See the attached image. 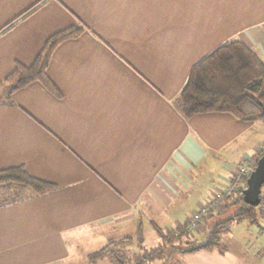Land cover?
I'll return each instance as SVG.
<instances>
[{"label": "crops", "instance_id": "0c3cea01", "mask_svg": "<svg viewBox=\"0 0 264 264\" xmlns=\"http://www.w3.org/2000/svg\"><path fill=\"white\" fill-rule=\"evenodd\" d=\"M72 26L81 34L46 70L61 96L38 82L10 92L15 63ZM231 39L264 61V0H0V170L52 185L0 189V264H88L145 226L183 228L263 153L264 122L186 119L176 105L192 68ZM232 224L222 250L180 252L207 239L204 219L159 264H264V217Z\"/></svg>", "mask_w": 264, "mask_h": 264}, {"label": "trees", "instance_id": "16d2710c", "mask_svg": "<svg viewBox=\"0 0 264 264\" xmlns=\"http://www.w3.org/2000/svg\"><path fill=\"white\" fill-rule=\"evenodd\" d=\"M82 32L79 27H68L49 36L43 48L32 64L24 66L15 63L13 70L5 77L4 83L10 92L23 88L30 83L42 84L51 94L60 97L61 93L47 75L52 51L63 41L76 38ZM176 105L184 118L194 115L219 112L228 113L243 122H264V61L237 39H231L207 55L191 70L187 82L181 90ZM264 154H259L251 163L254 168L257 160ZM247 176L243 178V189L246 187ZM27 188L34 194H43L52 188L46 181L29 176L22 167H10L0 170V189ZM264 188V185L262 186ZM237 200H226L223 211L212 212L205 218L210 229L207 239L203 243L187 241L182 253L199 250H222L221 238L230 231L233 222L247 220L256 222L259 215L255 207L243 202L242 191ZM239 210L232 216L215 221V217L222 215L225 210L233 207ZM225 208V209H224ZM214 213H216L214 215ZM178 235L175 236L173 231ZM165 231L155 227L160 238V245L150 252L133 254L131 262L121 251V246L132 242L124 238L118 242H110L100 250L88 255V264H96L98 260L106 259L110 264H152L163 262L176 251V245L182 241L183 228ZM134 242V240H133ZM138 247H141L142 237L135 238Z\"/></svg>", "mask_w": 264, "mask_h": 264}, {"label": "built area", "instance_id": "2783aa9c", "mask_svg": "<svg viewBox=\"0 0 264 264\" xmlns=\"http://www.w3.org/2000/svg\"><path fill=\"white\" fill-rule=\"evenodd\" d=\"M252 170L253 167L250 164L237 166L229 183L224 188L214 192L203 205L198 207V209L190 215L188 223L183 227L185 235L201 224L210 213L219 211V209L226 203L227 199L233 201L237 200L239 192L243 189L242 180L244 177H248ZM255 208L258 214L264 215V188H261L259 203ZM173 234L177 236L178 232L174 230Z\"/></svg>", "mask_w": 264, "mask_h": 264}, {"label": "rangeland", "instance_id": "374dc122", "mask_svg": "<svg viewBox=\"0 0 264 264\" xmlns=\"http://www.w3.org/2000/svg\"><path fill=\"white\" fill-rule=\"evenodd\" d=\"M255 132H256L255 136H257V137H258V135H262V133L259 132L258 130H256ZM245 164H250V163H245ZM239 165H242V164H239ZM239 165H234V166H239ZM206 174H208V173H206ZM200 177L201 178L197 180V183L199 185H201L202 183H204L205 177H207V176L200 175ZM206 183H208V182H206ZM209 188H210V191L212 192L214 190H218L216 188H219V187H218V185H214V186H211V187L209 186ZM224 206H225V204L219 209L220 212L223 211L222 209H223ZM238 210H239V207H237V206H235V207H233L231 209L225 210L222 213V215H219V216H216L215 217V221L217 222V221L224 220V219L232 216ZM215 214L216 213H214V215ZM258 215H259V218H261V217L263 218L264 217V215H262V214H258ZM232 225H233L232 228H231V232L232 233H235L236 234L237 232L241 231V226H236V224H232ZM206 230L209 232L210 229L207 228ZM190 233H191V231H190ZM142 234H143V236H142V240L143 241H142L141 247H138V244L136 242H133V240H132V243L126 244V246H124V245L121 246V251L126 255L127 261L129 263L131 262V259H132L133 254L140 253V252H150L153 248H155V247H157V246L160 245V239H157V235L154 233V230L150 226L143 227ZM204 236L202 235L201 237H199L198 238V241L203 243L205 241ZM227 237H228V240L226 238L223 241V245H225V246H226V243L227 242H230L231 241V237L232 236L227 235ZM169 259H170V257H169ZM159 263L160 262L155 261L152 264H159ZM96 264H110V263L106 259H101V260H98ZM166 264H170V263L168 262Z\"/></svg>", "mask_w": 264, "mask_h": 264}, {"label": "water", "instance_id": "95a60500", "mask_svg": "<svg viewBox=\"0 0 264 264\" xmlns=\"http://www.w3.org/2000/svg\"><path fill=\"white\" fill-rule=\"evenodd\" d=\"M264 185V154L257 160L253 170L246 179V187L242 191L243 202L252 207L259 203V195Z\"/></svg>", "mask_w": 264, "mask_h": 264}]
</instances>
